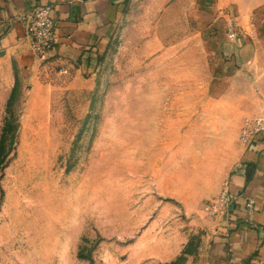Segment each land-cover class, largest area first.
Returning a JSON list of instances; mask_svg holds the SVG:
<instances>
[{"label": "rangeland", "instance_id": "obj_1", "mask_svg": "<svg viewBox=\"0 0 264 264\" xmlns=\"http://www.w3.org/2000/svg\"><path fill=\"white\" fill-rule=\"evenodd\" d=\"M262 105L264 0H126L81 69L0 50V264L200 262Z\"/></svg>", "mask_w": 264, "mask_h": 264}, {"label": "crops", "instance_id": "obj_2", "mask_svg": "<svg viewBox=\"0 0 264 264\" xmlns=\"http://www.w3.org/2000/svg\"><path fill=\"white\" fill-rule=\"evenodd\" d=\"M47 2H54L55 45L50 54L57 63H74L80 69L105 50L126 9V0H0V50L13 55L23 71L35 67L38 58L21 15ZM248 34L223 38L220 57L232 70L251 57ZM255 118L264 119V105L246 119ZM240 143L237 165L227 180L235 200L225 216L209 222L208 243L194 264H264V131L251 143ZM250 199L252 211L245 205Z\"/></svg>", "mask_w": 264, "mask_h": 264}, {"label": "built area", "instance_id": "obj_3", "mask_svg": "<svg viewBox=\"0 0 264 264\" xmlns=\"http://www.w3.org/2000/svg\"><path fill=\"white\" fill-rule=\"evenodd\" d=\"M53 9L54 2H47L36 5L21 15L26 35L31 40L32 50L37 58L50 54L55 45ZM261 131H264V119H246L241 130L240 139L242 142L249 144ZM234 200L235 195L230 191L229 182L227 181L219 198V202L224 207L226 213L229 211L230 205ZM245 205L249 211H252L254 201L250 199Z\"/></svg>", "mask_w": 264, "mask_h": 264}, {"label": "trees", "instance_id": "obj_4", "mask_svg": "<svg viewBox=\"0 0 264 264\" xmlns=\"http://www.w3.org/2000/svg\"><path fill=\"white\" fill-rule=\"evenodd\" d=\"M10 126H11V123H10ZM10 126H8V128ZM8 128H6L5 131H2V135H1V139H0V145L3 144V142L8 138V135H7V129Z\"/></svg>", "mask_w": 264, "mask_h": 264}]
</instances>
